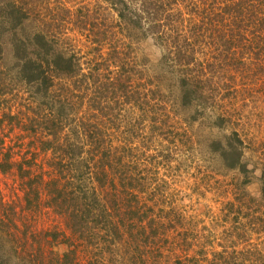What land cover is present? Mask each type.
<instances>
[{
    "label": "trees",
    "instance_id": "trees-1",
    "mask_svg": "<svg viewBox=\"0 0 264 264\" xmlns=\"http://www.w3.org/2000/svg\"><path fill=\"white\" fill-rule=\"evenodd\" d=\"M182 1L102 0L114 18H103L101 8L84 5L70 10L59 2L54 13L44 14L35 0L6 1L7 12L0 28L5 39L10 38L11 57L6 56L1 42L0 127H8L9 134L17 131L20 142L11 139V144H6L0 137V173L12 176L17 184L14 191L21 192L27 215L4 209L0 201L1 257L5 246L10 251L5 252L9 259L37 247L29 253L30 264H41L46 253L40 241L61 238L72 248L67 264L76 263L73 254L77 249L88 248L100 253L97 264L110 263L114 255L122 264H137L136 257L145 262L142 255L148 250L155 253L151 262L157 264L158 250L168 243V234L179 229L183 215L174 207L155 211L156 204L143 197L150 181L147 172L153 171L147 164L156 168L154 158L147 157L148 162L140 169L132 159L135 144L120 126L127 114L137 110L141 113L138 130L147 117L155 125L150 131L157 138L174 143L168 135L181 138L185 132L181 134L169 125L172 116L179 118L169 109H175L174 105L168 106L153 91L156 100L142 91L147 87L142 83L141 70L146 63L138 60L137 54L131 56L130 50L125 52V39L130 42L137 34L156 37L169 53L164 61L173 63L180 74L183 94L177 106L196 113L200 107H207L218 127L235 125L236 113L227 107L237 103L238 92L244 88L231 89L226 83L211 86V70H206L209 65L204 67L196 57L203 34H196L192 40L183 35ZM253 1L222 8L213 0L204 8L202 18L209 19L206 31H220L217 37L237 65L233 71L260 75L251 83H260L264 90V0ZM216 7L219 12L215 13ZM222 13L227 14V23L234 25L230 32L215 26L213 17L223 23ZM248 21L254 27L250 31L252 39L246 35L248 28L242 26ZM75 35L96 44L92 59L75 44ZM235 39L248 43L242 46L247 52L236 50ZM117 41L124 42L121 48L116 46ZM104 45H112L109 52H103ZM245 99L242 97L243 104ZM231 131L234 139L229 137V143L222 144V157L229 159L226 168L245 174L243 141L238 131ZM262 191L264 199V182ZM38 214L52 218L59 227L39 229L34 218ZM191 248L184 245L183 252ZM202 252L175 264H222L223 257L208 260Z\"/></svg>",
    "mask_w": 264,
    "mask_h": 264
},
{
    "label": "rangeland",
    "instance_id": "rangeland-1",
    "mask_svg": "<svg viewBox=\"0 0 264 264\" xmlns=\"http://www.w3.org/2000/svg\"><path fill=\"white\" fill-rule=\"evenodd\" d=\"M6 1L0 0V24L7 12ZM35 1L39 10L41 9L40 11L44 14L54 13L57 5L61 2L60 5L70 10L83 5L89 9L101 8L102 14H105L103 18L108 16L114 18L102 0ZM212 1L209 0L204 3V0H183V3L179 5L185 18L184 26L182 24L181 28L184 29L183 35L190 40L194 39L196 34H203L199 37L203 43L197 46L196 57L204 63V67L209 65L206 70H211V73H208L212 79L211 86L214 88L221 87L223 83L231 85V89H238V87L241 89L244 86L242 92L237 94V103L227 107L229 112L234 111L236 113L234 126H227V124L222 127L216 126L214 115L207 107L203 109L200 107L197 109L199 112L196 113L194 110L177 106L183 94L179 88L180 74L173 63L164 61L163 58H166L165 56H168L169 53L156 37L151 34L147 36L137 34L130 42L125 39V52L130 50L131 56L137 54L138 60H144L146 63L142 65L141 70L143 74L142 83H145L147 87L142 91H145L151 99L156 100L152 96L153 91L155 96L161 95L163 97L161 101H166L168 106L174 105L175 109H171L170 106L169 109L179 118L172 116L171 123L173 124L169 123V125H174L181 134L185 132L181 138H173L172 135H168L170 140L175 141L174 143L166 138H157L155 132L153 131L151 134L150 131V128L153 130L155 125H152L147 117H145L147 121L140 122L142 127L138 130L136 123L137 119H141V113L137 110L133 115L127 114V123L125 121L120 126V131L127 133L135 144L132 159L137 166L140 164V169L144 168L142 164L148 162L145 161L147 157L154 158L156 168L153 169L152 165L146 163L147 169H152L154 173L150 172L151 170L147 172L150 181L146 185V194H143V197L153 201L150 204H156L155 211L158 208H164L167 211L170 207H174L183 215L179 221L182 223H178L179 229L169 233L167 236L168 243H165L158 250L160 256L157 264L180 262L177 260L184 262L186 257L202 255V250L208 260L217 256L223 257V260H228V264H264V199L262 197L264 182V90L260 83H251L260 75L239 74L233 71V67L237 65L231 55L227 53V47L223 46L222 41L217 37L220 31L216 33L210 29L206 31L205 28H210V25L206 24L209 19L202 18L204 16L203 10ZM239 2L248 5L251 0H216V6L234 7ZM254 3H257V0L253 1ZM216 12H219L217 7L215 8ZM222 15L225 17L223 23L220 22L219 17H213L216 19L215 26L223 32H230L234 25L227 23V14L222 13ZM242 26L248 28L246 35L248 34L252 39L251 30L254 29L252 22L248 21ZM68 35L74 37L71 33ZM9 41L10 38L5 39L3 29L0 28V44L4 42V52L6 56L9 54L11 57ZM235 42L237 51L247 52L242 46L248 45V43L237 39ZM123 43L117 41L115 44L121 48ZM129 43L130 47L127 46ZM75 44L78 45L83 54L87 55V58L92 59L94 57L93 49L96 44H91L83 36H77ZM111 46L104 45L103 52H109ZM249 56L246 55V57ZM252 67L257 69L255 65ZM207 88L212 87L208 86ZM242 97L246 98L245 104L241 101ZM164 129L175 132L171 128ZM234 129L238 131L243 141L242 162L247 169L245 174L238 170L226 168L229 159L224 160L220 150L222 144L229 143V137L231 140L234 139L231 131ZM135 131L137 132L134 134ZM170 132L168 134H174ZM0 137L5 139L6 144H11V139L13 143L20 142L18 132L14 131L9 134L8 127H0ZM155 176L156 181L153 180ZM16 186L12 176H5L0 173V201L5 206L4 209H13L17 214L26 216L25 203L20 198L21 192L14 191ZM152 194L154 197L148 199V195ZM34 218L39 229L54 230V228L59 227V223L57 224L56 221L46 217V215L38 214ZM157 219L159 218L157 217ZM184 245L192 248L188 252H183ZM40 246L46 253L41 264H67L66 257L72 248L65 239H51L49 242L40 241ZM36 249L38 248L35 247L34 250ZM1 251L3 257L0 256V262L3 264L31 263V254L29 253L32 251L21 253L22 255L13 256L10 259L5 254V252H10L7 246ZM154 254L148 250L145 255H142L146 256L145 262H140L138 257L135 258V262L137 264L139 262V264H152L151 258ZM99 255L97 250L93 251L88 248L80 251L77 249V253L73 254V257L75 264H97ZM106 256L109 258L108 254ZM116 257L114 255V259H110L108 264H122L121 258L115 259ZM223 260L222 264H224ZM131 264H133L132 261Z\"/></svg>",
    "mask_w": 264,
    "mask_h": 264
}]
</instances>
